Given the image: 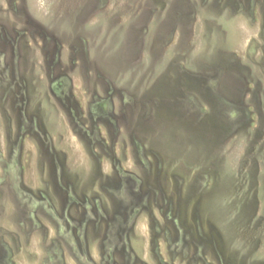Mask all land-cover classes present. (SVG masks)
<instances>
[{"label":"rangeland","instance_id":"obj_1","mask_svg":"<svg viewBox=\"0 0 264 264\" xmlns=\"http://www.w3.org/2000/svg\"><path fill=\"white\" fill-rule=\"evenodd\" d=\"M0 264H264V0H0Z\"/></svg>","mask_w":264,"mask_h":264}]
</instances>
